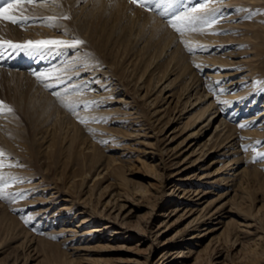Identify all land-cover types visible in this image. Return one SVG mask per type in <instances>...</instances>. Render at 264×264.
<instances>
[{
	"label": "rangeland",
	"instance_id": "obj_1",
	"mask_svg": "<svg viewBox=\"0 0 264 264\" xmlns=\"http://www.w3.org/2000/svg\"><path fill=\"white\" fill-rule=\"evenodd\" d=\"M68 1L63 3L67 9L78 4ZM84 3V9H93V22L99 20L97 10L118 11L103 0H85L77 8ZM61 7L59 2L55 9ZM207 10L218 19L204 26L202 33L213 39L207 38L204 59L172 43L140 51L134 36L115 37L95 25L85 36L87 26L80 22L73 34L55 31L84 41L77 68L96 67L104 81L97 91L88 77L89 89L64 94L75 112L54 102L55 96L47 94L51 90H39L32 82L20 88L0 71V112L8 124H0V173L5 179L23 178L8 180L5 193L25 194L0 199V264H164L160 256L167 249L181 245L186 254L187 246L205 244L200 264L209 259L210 264H264V253L252 252L257 242L264 248V130L246 132L263 118L247 119L264 109V0H210ZM147 11L172 28L167 17ZM35 21L34 16L28 26ZM174 48L179 58L171 57ZM33 57L36 71L64 62L62 56L39 65L40 56ZM185 62L187 69L182 68ZM199 65L206 71H199ZM247 67L255 69L247 85L226 86L247 74ZM189 73L202 82L196 94L182 90ZM175 77L172 88H164ZM242 91L250 93L244 97ZM92 92L102 93L101 101L77 107L94 102ZM227 100L235 102L226 108ZM212 101L216 108L204 117ZM217 107L219 118L202 131ZM220 118L233 136L222 147H205ZM74 135L80 137L72 146ZM211 159L217 162L210 164ZM179 186L190 191L183 194ZM176 205L180 208L171 212ZM69 227L74 230H64ZM208 228L215 230L206 233ZM230 237L236 238L235 245ZM185 259L192 262L193 257Z\"/></svg>",
	"mask_w": 264,
	"mask_h": 264
},
{
	"label": "bare ground",
	"instance_id": "obj_2",
	"mask_svg": "<svg viewBox=\"0 0 264 264\" xmlns=\"http://www.w3.org/2000/svg\"><path fill=\"white\" fill-rule=\"evenodd\" d=\"M65 1H68V0H52L51 3H48V4H46L45 1L44 2L43 1L42 2H36L34 0H33V3H31V4L27 3L26 0H25V2L16 3L13 8L8 10L7 15L14 16L17 18V20H23V18H27V19L23 20L22 23L13 24L10 21L5 20L3 18V16H0V42L11 41L13 44H17V43L18 44H24L26 41H29V40L39 41V40L60 39V40H65V41H72L73 38L65 37V35H61V34H56L55 31H62L64 34H66L67 32L73 34L72 29L75 28L77 23L80 22L81 24L84 23L87 26L83 30V33L85 36H87L91 31L94 30V27L92 25H95L96 27H101L100 28L101 31H103L105 29L111 31V34L115 35V37L121 36L123 34L125 35L126 38H130V37L134 36L136 41H138V42L140 41L139 45L141 44V46L138 49L140 51L149 52L155 46L157 47L155 50L158 51V50H160L159 47L164 48L169 43H172L171 47H173V46L178 47V48L180 47L181 50L183 49V51L187 50L188 52L193 53L195 58L204 59V57H202V56H205L204 54L207 51L206 45L209 43V41L207 40V38H209L208 35L206 33L205 34L202 33L205 30L204 27L202 28V30H196V31H193V30L188 29V28H184L182 30V34L179 35L178 32L176 33L175 29L170 28V27H166V25L162 22L163 20L161 21L160 19H158V17L156 18V16H154L151 12H149L145 9H142L139 6L134 5L132 3L128 4V1H130V0H103V1H106L108 4H112L113 8L118 9V11H116L115 14H113V13L111 14V13H106L105 10H103L101 12H99V10H97L98 15L96 16V19L99 18V20L98 21L95 20V22H93V18L95 17V14H94L92 8H85L84 9V7L87 5L85 3L82 6H80L79 8H77V6L85 0H71L72 2H78V4L75 5L74 7H68L69 9H67L64 6L63 3ZM71 1L69 0L68 2H71ZM59 2L62 3V7L55 9V6ZM52 3L54 4V6H52ZM71 8H72V11L70 10ZM210 11L212 12V10H210ZM42 14H44V17H39ZM34 16H35L36 20H39V22L35 21L33 23V25L28 26L29 21L32 20ZM48 18H52V19H48ZM111 18H112V20H111ZM67 24L69 25L70 30H67V27H66ZM48 25L52 26V29L48 28L47 27ZM71 34H69V36ZM73 37H75V36H73ZM177 38H179V39H177ZM209 39L213 40L212 37H210ZM91 40L93 42H95V38H92ZM174 41H175V43H174ZM149 44H151V45H149ZM83 48H84V46L79 45L77 48H64L60 52L45 53L43 57L40 56V59L42 60V62H39V65L44 64V63H45L44 65L49 64V63L51 64L52 61L55 62L60 57L63 56L64 62L60 61L63 64L61 65V63L58 62L55 65L60 67V68L66 69V74L71 77V80H70L71 83L69 85H71V84H86V87H84V89H86V88L89 89V86H90L89 81L93 80V82H91V84L93 85V87L98 88L97 91H99L100 88L104 85V81L99 77L98 68L92 67V66L90 67L89 65H87L86 67L77 68V66H78L77 63L79 62V60L81 61V58H82V61H83L84 52L81 51V50H84ZM189 49H192V51H189ZM161 50H163V49H161ZM73 51H74V53H73ZM171 52H172V54H171L172 58H179L176 48H174ZM0 53H2V55H0V71L9 74L10 79L18 82L17 84H20V88H21V86L23 88L28 87V85H30L29 82H32V83H35L34 86H36L37 89H39V90L41 89L44 92L47 91V88L44 87V84L38 82L37 79L31 73V71L38 69V68L37 69L33 68L37 65V62H38L37 58H36L37 60H35L34 57H30L24 52H19V54H17V52L14 49H12L11 47H9L6 43H4V44H2V46H0ZM142 56H143V54H142ZM170 64H171V62H170ZM186 65L187 64L185 62V64L182 66V68L187 69L188 65L187 66ZM49 68L50 67H48V69ZM88 68H93V69L90 71H86ZM205 68L206 67L202 66V65L201 66L199 65V67H198L199 71L200 70L206 71ZM168 71H169V68L166 70L165 74ZM254 71H255V69L247 67V69H246L247 74L241 76V79H236L235 81H231V82L226 83V86H229V87L233 86V88L240 87L241 83H243V82H246V85H247L249 80H251L254 77ZM76 73H79V75H76ZM232 73L233 72H231V71L228 72V74H232ZM225 74H227V72ZM77 76H82L84 79L81 78L80 80H77V79H75V77H77ZM88 77L91 80H89ZM73 78L75 80H73ZM168 79H169V77H168ZM86 80H88L89 86L87 85V82L85 83ZM176 80H177V77L171 79V81H169L168 84L166 86H164V88H166V89L172 88L171 86H173V84L175 83ZM183 81L184 82H182L181 85H182V90H184V94L187 91L192 92L195 90H196V92L194 94H196L199 92L200 89H203V87H201L200 89L198 88L199 85H202V82L199 78L195 79V76L192 73L187 74V76L185 77V79ZM258 87L260 88V86H258ZM261 87H264V86H261ZM248 88H250V84H248ZM94 90H96V89H94ZM263 90H264V88H263ZM249 91L253 92V89L249 90ZM80 92H81L80 90H76V95L80 94ZM246 92H248V91H242V92H240L241 93L240 95L245 94L244 97H247L250 92L248 94ZM47 94L52 95V93H47ZM101 94L102 93H99V92L89 93L91 99L92 100L95 99V101H94L95 103H98L101 101V99H100ZM201 94L202 93H200V95ZM205 95L207 96L208 94L206 93ZM240 95H238V96H240ZM66 97L68 98L69 95ZM189 97H188V99H189ZM196 98L201 99V96H198ZM241 99H243V98H241ZM254 99H257V96L254 97ZM47 101L50 103L48 98H47ZM56 101L59 102L57 97H54V102H56ZM234 102H235L234 100H231V101L229 100V102L227 100V103H226L227 107L226 108H229L231 106V104ZM215 108L216 107L214 106V103L212 101V103L209 105V109L205 111L203 116L205 117L207 115V112H209ZM218 111H219V108L217 107V110H215L214 114L210 115L209 121L207 123H204V125L201 129L202 131L205 129H208V127L213 125V123L217 120V118H219L220 114L219 113L217 114ZM235 115H236V113H235ZM250 116H248L247 119H252V118L255 119L257 116L263 117L261 119L262 123L259 124L255 130L246 131V132L249 134L252 132L257 133V134L258 133L262 134L263 132L261 130H258V129L264 130V109L260 110L258 112V114H256L255 116H253V117H250ZM2 118L3 117H2L1 112H0V124H4V126L8 125L7 123L2 122ZM247 119H243V120H247ZM58 120H59V117L57 119H54V121H55L54 124L57 123ZM9 129L10 128L8 127L7 130H9ZM232 136H233V134L231 133V130L229 128H227V124L224 121V119L220 118L219 122L216 125H214V129L210 133V135L207 138L204 145L206 147L207 144L214 143L213 147H217V145H220L219 147H222L225 145L223 143L228 141ZM79 137L80 136H78V135H74L73 138L71 139L70 145L73 146L74 144H76V142L79 140ZM213 151L214 150L212 149L211 152H213ZM220 154H227V152L222 151ZM198 160H200V159L195 160L194 163H196ZM211 160H213V161H211L210 164L217 162V160H214V159H211ZM186 162H187V158H184L183 161L180 162V164L184 165V163H186ZM101 166H107V165H101ZM260 166H264V165H260ZM105 172L106 171H104L103 173H105ZM238 172H242V171L240 170ZM99 175H101V174L99 173L96 176H94V179L99 177ZM236 175H237V172H236ZM204 176L205 175H202V177H204ZM178 188H180V190L183 191V194H186L187 192L190 191L188 189L186 191L185 188L183 189L181 186H179ZM195 192L196 193L199 192V188H196L194 193ZM54 193H56V192L54 191ZM183 194L179 195V198H182ZM178 204L180 205V203H178ZM179 205H176V208L171 210V212H173L177 208H180ZM47 209L48 208H44L43 212H47L46 211ZM211 213H214V212H211ZM202 217H205V214L201 215L197 221L202 219ZM213 229L214 228H208L206 233L213 231ZM64 230L72 231L74 229L69 227L68 229L66 228ZM233 236H235V235H233ZM192 237H194V236H192ZM257 238L261 239L262 236H259ZM230 240H231V243L233 245H235L236 238L230 237V239L228 241H230ZM193 243H195V242L192 241V244ZM237 245H239V243ZM180 247H181V245L180 246L177 245V246L172 247L170 249H167L165 252H163L160 256V258L162 259L161 260L162 263L169 264V263H173V262H178L179 264H200L202 257H205V255L207 254V250H208L207 244L203 245L200 248H195V249L192 246H187L186 254H183L184 253L183 249H181ZM258 247H259V250H257ZM241 248H243V245L241 246ZM252 248H253L252 252L254 251L255 253H264V248L258 242L255 243L252 246ZM260 248H262L261 251H260ZM192 257H193L192 262L185 259V258H192ZM210 262H211V259H209L207 261V264H210ZM12 264H18V263L13 262Z\"/></svg>",
	"mask_w": 264,
	"mask_h": 264
},
{
	"label": "snow or ice",
	"instance_id": "obj_3",
	"mask_svg": "<svg viewBox=\"0 0 264 264\" xmlns=\"http://www.w3.org/2000/svg\"><path fill=\"white\" fill-rule=\"evenodd\" d=\"M25 2V0H0V16L13 24L22 23L23 20H17L16 17L7 15L9 9L13 8L16 3ZM27 3H33V0H26ZM134 5H138L146 10L156 11L159 15L167 17L170 26L175 29L178 33L182 34L184 28L191 29L193 31L202 30L204 26H210L215 23L218 19L215 11L208 12L207 3L210 0H130ZM52 19V18H48ZM6 43L9 47L14 49L17 54L19 52H24L28 56H41L43 57L45 53L48 52H60L64 48H77L79 45L84 43L83 40L74 38L72 41H65L60 39H50V40H39V41H26L24 44H13L11 41L0 42V46ZM192 51V49H189ZM2 55V53H0ZM86 67V65H81ZM32 75L37 79L38 82L43 83L44 87L52 91V95L57 97L60 103L69 107L75 112V107L69 105L65 99L64 94L69 93L72 90L82 91L86 84H71L69 86V81L71 77L66 74V69L60 68L56 65L50 66L49 69L45 71L33 70ZM79 75V73H76ZM63 85L61 88L60 86ZM92 103L88 102L77 107H89ZM0 104H3L0 101ZM8 111H11L9 108ZM81 123H85L84 119H81ZM242 128L245 125H240ZM3 155V153H0ZM3 165L0 164V167ZM11 166V165H9ZM8 180L19 183L23 181V178L8 176L5 179L4 175L0 173V199L15 200L16 198H24V192H11L5 193L4 188L7 187ZM29 221L26 219L25 223Z\"/></svg>",
	"mask_w": 264,
	"mask_h": 264
}]
</instances>
